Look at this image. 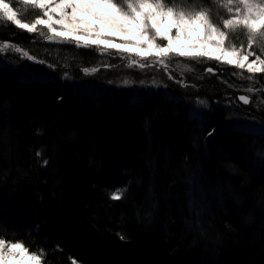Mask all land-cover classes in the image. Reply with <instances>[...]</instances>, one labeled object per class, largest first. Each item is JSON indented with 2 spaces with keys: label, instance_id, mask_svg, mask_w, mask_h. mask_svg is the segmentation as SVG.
I'll return each instance as SVG.
<instances>
[{
  "label": "trees",
  "instance_id": "trees-1",
  "mask_svg": "<svg viewBox=\"0 0 264 264\" xmlns=\"http://www.w3.org/2000/svg\"><path fill=\"white\" fill-rule=\"evenodd\" d=\"M0 42L22 49L0 55V238L42 249L44 264H264V73L189 60L203 117L191 96L114 82L95 46L3 20ZM242 93L260 101L261 133L235 122Z\"/></svg>",
  "mask_w": 264,
  "mask_h": 264
},
{
  "label": "snow or ice",
  "instance_id": "snow-or-ice-1",
  "mask_svg": "<svg viewBox=\"0 0 264 264\" xmlns=\"http://www.w3.org/2000/svg\"><path fill=\"white\" fill-rule=\"evenodd\" d=\"M24 2L41 10V15L32 22H22L10 3L0 0V20L12 22L32 33L38 31L37 26H41V30L46 29V38L49 40L63 39L85 47L115 49L142 59L153 57L161 64L169 56L203 57L246 69L250 74L264 73V55L249 50L257 40L264 43V0H211L225 9L228 16L219 25L213 22L210 9L184 7L177 4L176 0ZM239 29L247 34V48L243 45L238 48L227 42L229 33ZM117 38L121 43L115 42ZM9 47L14 46L0 44V50ZM15 50L22 51L19 48ZM261 51L264 52V49ZM24 55L28 56V53ZM250 56L254 57L251 61ZM239 99L245 103L251 102L248 96ZM44 163L47 164V161ZM121 197L119 191L111 195L112 199ZM4 234L6 229L0 228V237ZM44 256L42 249L39 252L31 251L23 241L11 242L0 238V264H9V261L11 264H44ZM71 264L78 262L72 260Z\"/></svg>",
  "mask_w": 264,
  "mask_h": 264
},
{
  "label": "rangeland",
  "instance_id": "rangeland-1",
  "mask_svg": "<svg viewBox=\"0 0 264 264\" xmlns=\"http://www.w3.org/2000/svg\"><path fill=\"white\" fill-rule=\"evenodd\" d=\"M184 7H189V6H184ZM21 14H23V11L21 12ZM18 18L21 19V17L19 16ZM27 18H28L27 20L21 19L22 22L34 21V19L30 16H28ZM211 18L214 23L219 25L221 20L223 18H228V16L226 12L224 13L220 11H215V12H212ZM37 28H38V31L35 32L36 36L40 38L42 37L44 40H47L46 29L41 30V26H37ZM29 33H32V32H29ZM173 34H174V30H173ZM51 41L69 42V43L76 44L73 41L63 40V39H54ZM115 42L121 43V40L117 38ZM182 42L183 41L178 42V43H182ZM227 42H230L231 44H235L238 48L241 45L247 48V45H248L247 34L243 29H239L235 32H230L228 35ZM0 44H10V43L0 42ZM79 45L83 46L82 44H79ZM16 48L17 47L14 46V47H9L4 50H0V55H4L11 50L15 52H22V51H16L15 50ZM97 49L104 56H110L112 58L111 61H108V63L111 64V69L114 71L112 73L113 77L116 78L113 80L114 82H117L118 84H121L123 86H130V87H135V88L146 87L147 91L160 89L166 92H171V93L175 92V93H179L180 95L191 96V98L194 99V105H195L196 111L200 112L203 117L206 115H210V116L212 115L211 110H210V102H209L210 100L207 99L208 97L204 95L202 92H200L197 88H194V87L191 88L187 80V72L189 70V65H188L189 60H193V59L211 60L210 58H203V57L188 58V57H179V56H169L166 58L165 63L161 64L158 59L153 58V57L142 59L138 56H135L134 54L127 53V52L122 53L115 49L101 50V47H97ZM261 49H264V43H261L259 40H257L252 45V48L249 50L252 52H255L258 55H264V52H262ZM252 59H254V57L250 56L249 61H251ZM134 60L136 61L135 63L133 62ZM231 66H234V65H231ZM85 69L88 70L86 71L88 73L92 72L93 70L92 67H87ZM243 70L245 71L246 69H243ZM241 96L250 97L251 102L248 104H245L246 106H249L250 108L243 109V107L239 106L240 105L239 102H242L239 99V97ZM230 102L234 105L235 107L234 110L236 111V113H238L237 115H239L237 117L238 120H235V122L239 123L238 127L247 129L246 130L247 132H249L250 130V132L261 133L260 130H263V129H260L259 123L255 117V110L258 108L260 101H258L255 98V96L252 95V93H248V94L242 93L240 95H237L235 99L231 98ZM220 105H222V102ZM255 142L256 141H253V144L255 147L258 148L257 143ZM80 253L86 254V252H80ZM9 264H11V261H9ZM78 264L80 263L78 262Z\"/></svg>",
  "mask_w": 264,
  "mask_h": 264
},
{
  "label": "water",
  "instance_id": "water-1",
  "mask_svg": "<svg viewBox=\"0 0 264 264\" xmlns=\"http://www.w3.org/2000/svg\"><path fill=\"white\" fill-rule=\"evenodd\" d=\"M243 102V101H242ZM245 103V102H244ZM245 104H247V103H245Z\"/></svg>",
  "mask_w": 264,
  "mask_h": 264
}]
</instances>
